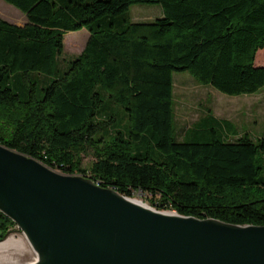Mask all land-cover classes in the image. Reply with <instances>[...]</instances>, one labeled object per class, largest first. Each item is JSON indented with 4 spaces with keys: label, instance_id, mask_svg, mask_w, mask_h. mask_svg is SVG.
Segmentation results:
<instances>
[{
    "label": "trees",
    "instance_id": "trees-1",
    "mask_svg": "<svg viewBox=\"0 0 264 264\" xmlns=\"http://www.w3.org/2000/svg\"><path fill=\"white\" fill-rule=\"evenodd\" d=\"M4 1L25 22L0 18L1 145L122 195L140 192L157 210L264 225V135L226 138L232 124L210 117L185 141L172 126L173 72L227 95L264 85V0ZM135 4H156L161 16H119ZM81 28L82 49L61 58L63 34ZM105 102L122 108V128L99 112ZM82 153L93 157L85 168ZM11 226L0 213V240Z\"/></svg>",
    "mask_w": 264,
    "mask_h": 264
},
{
    "label": "water",
    "instance_id": "water-1",
    "mask_svg": "<svg viewBox=\"0 0 264 264\" xmlns=\"http://www.w3.org/2000/svg\"><path fill=\"white\" fill-rule=\"evenodd\" d=\"M0 213L29 264H264V225L157 210L1 144Z\"/></svg>",
    "mask_w": 264,
    "mask_h": 264
},
{
    "label": "rangeland",
    "instance_id": "rangeland-1",
    "mask_svg": "<svg viewBox=\"0 0 264 264\" xmlns=\"http://www.w3.org/2000/svg\"><path fill=\"white\" fill-rule=\"evenodd\" d=\"M158 9L156 4H135L129 6L119 16L134 22H151L155 19ZM134 13L137 16L135 19ZM0 18L18 26L25 22L24 15L4 0H0ZM86 36L85 28L64 33L61 58L69 59L78 54ZM65 65L62 61L60 62L61 68ZM29 79L33 78L30 76ZM47 81L48 78H44L38 82L37 92L38 88L44 86ZM172 105V126L177 140L187 141L193 135L194 129L202 122H208L210 117H215L219 123L228 121L232 124V129L228 132L222 129L223 137L234 138L233 134H247L254 140L264 135V85L254 93L227 95L210 85L199 84L187 71L173 72ZM99 112L112 113L115 118L113 125L116 128H122L126 124L125 114L116 103L105 102L101 105ZM92 159L90 153H82L80 167H87ZM258 162L262 166L261 173L264 175V153ZM132 198L148 205L145 196L140 192H134ZM2 244L9 247L0 249V264H6L9 259L7 264H29L33 261V251L22 232L14 224L8 228L6 235L0 240V245Z\"/></svg>",
    "mask_w": 264,
    "mask_h": 264
},
{
    "label": "crops",
    "instance_id": "crops-1",
    "mask_svg": "<svg viewBox=\"0 0 264 264\" xmlns=\"http://www.w3.org/2000/svg\"><path fill=\"white\" fill-rule=\"evenodd\" d=\"M159 7V6H158ZM159 10V11H158ZM157 10V14L154 16L155 18H157V17H159V16H161V10H160V7H159V9ZM140 17V16H139ZM135 18H137V16H135V13H134V19ZM132 22H134V21H132ZM87 37V36H86Z\"/></svg>",
    "mask_w": 264,
    "mask_h": 264
},
{
    "label": "bare ground",
    "instance_id": "bare-ground-1",
    "mask_svg": "<svg viewBox=\"0 0 264 264\" xmlns=\"http://www.w3.org/2000/svg\"><path fill=\"white\" fill-rule=\"evenodd\" d=\"M135 200H137V199H135ZM137 201H138V200H137ZM139 202H140V201H139ZM8 247H9V246H7V245H3V244L0 245V249H6V248H8ZM1 252H3V251H1ZM0 257H1V256H0ZM2 257H4V256H2ZM5 257H6V256H5ZM3 261H4V259H3ZM3 261H2V262H3ZM9 261H10V259H9ZM9 261H8V262H9ZM4 262H5V261H4ZM8 262H7V263H8ZM7 263H6V264H7Z\"/></svg>",
    "mask_w": 264,
    "mask_h": 264
}]
</instances>
